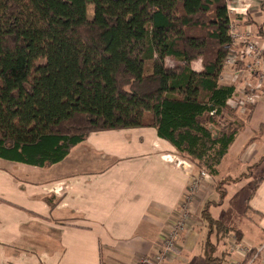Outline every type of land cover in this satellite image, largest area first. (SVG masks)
<instances>
[{"label": "trees", "instance_id": "obj_1", "mask_svg": "<svg viewBox=\"0 0 264 264\" xmlns=\"http://www.w3.org/2000/svg\"><path fill=\"white\" fill-rule=\"evenodd\" d=\"M229 19L227 0H0V158L48 167L92 132L153 127L215 175L255 107L238 116L220 83ZM214 250L208 236L206 264H224Z\"/></svg>", "mask_w": 264, "mask_h": 264}, {"label": "crops", "instance_id": "obj_2", "mask_svg": "<svg viewBox=\"0 0 264 264\" xmlns=\"http://www.w3.org/2000/svg\"><path fill=\"white\" fill-rule=\"evenodd\" d=\"M257 28L264 38L263 27ZM232 69L224 67L221 74L229 80L220 77V83L233 85L231 99H240L245 81L231 80ZM252 103L253 114L217 173L196 190L189 181L198 179L200 169L153 127L92 132L48 167L0 158V264H135L139 256L156 253L184 195L190 197L191 226L164 264H206L208 236L215 256L226 250L227 240L224 264H264V134L256 135L264 125V90ZM244 110L239 106L238 116ZM226 180L239 190L249 188L239 219L231 225L220 211L227 203V187L222 195L217 188ZM204 210L227 227L223 240L215 232L208 234ZM235 242L256 256L231 252Z\"/></svg>", "mask_w": 264, "mask_h": 264}, {"label": "built area", "instance_id": "obj_3", "mask_svg": "<svg viewBox=\"0 0 264 264\" xmlns=\"http://www.w3.org/2000/svg\"><path fill=\"white\" fill-rule=\"evenodd\" d=\"M248 4H241L239 6L227 3L228 14L232 13L234 16L244 14L247 11ZM230 18V16H229ZM237 19V17H236ZM229 34L232 40V45L235 42L243 44L240 48L231 47L224 61V67L232 66L233 69L230 72V79L237 80L244 78L245 88L243 90V96L240 99H229L227 103L230 106L237 107L245 102H254L258 93L264 90V46L259 45L256 41H250L249 30L243 31L237 27V24L229 19ZM224 70V68H223ZM209 177V173L206 170H201L197 178L190 179V188L196 190L197 187ZM190 197L184 195L182 200L178 203L175 210V214L166 227L165 231L161 234L159 239V246L157 251L152 256L142 255L139 256L135 264H164L167 258L172 254L175 249L176 242L180 236L187 231L191 226V216L188 208V201ZM235 239V237H233ZM251 248L247 246H241L239 244L232 243L230 245L231 252H238L244 257L247 255L255 257L256 254L251 253ZM229 264H242L238 261H232Z\"/></svg>", "mask_w": 264, "mask_h": 264}, {"label": "rangeland", "instance_id": "obj_4", "mask_svg": "<svg viewBox=\"0 0 264 264\" xmlns=\"http://www.w3.org/2000/svg\"><path fill=\"white\" fill-rule=\"evenodd\" d=\"M232 3L235 4L237 6L241 5V4H248V11H246L244 14L238 15V16H234L232 13H230V18L232 21H234L237 24V27H239V29L241 30H249L250 26L252 29L249 30V37L248 39L250 41L253 42H257L259 45H263L264 46V38L261 37L258 34V26L259 27H263L264 29V5L262 7L259 6V4L261 2H264V0H227V3ZM91 6H88V11H90ZM237 17V19H236ZM249 27V29H248ZM236 44L231 45V47H236V48H240L243 44H241V42H235ZM176 62L170 58L166 59V64L169 66L174 65ZM192 66L194 68H198L200 66V61L197 60L195 62H193ZM221 76V81L226 82L227 80V76H224L222 74H220ZM234 82H238L236 80H234ZM191 96L194 97V93H190ZM244 172L246 171V174L248 173L247 170H243ZM264 172V171H263ZM256 174V173H255ZM241 176V180L243 179V173L242 175H239V177ZM244 180V179H243ZM242 180V181H243ZM235 184V185H233ZM230 184L227 187V203L225 204L224 208L221 209V213H223V221L229 225L234 224L238 218V216H240V212L243 209L244 205H240L242 203V200L244 199L246 193H248L247 191H249L248 189L244 190H239L241 188V186L239 187L237 185V183H233ZM229 195V196H228ZM231 201V202H230ZM215 213V212H214ZM239 213V214H238ZM237 215L236 218H234ZM204 230V229H203ZM227 240L225 239L223 241V250H227L228 246H227Z\"/></svg>", "mask_w": 264, "mask_h": 264}]
</instances>
